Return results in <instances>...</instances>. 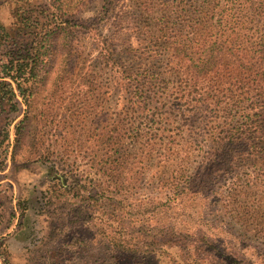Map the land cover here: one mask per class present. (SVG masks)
Listing matches in <instances>:
<instances>
[{"label":"rangeland","instance_id":"obj_1","mask_svg":"<svg viewBox=\"0 0 264 264\" xmlns=\"http://www.w3.org/2000/svg\"><path fill=\"white\" fill-rule=\"evenodd\" d=\"M102 3L0 0V64L17 41L48 36L27 105L19 97L0 104V264H264V155L218 156L213 139L228 120L217 107L183 105L172 81L133 109L98 38L125 69L148 68L138 11L112 0L102 18ZM47 12L62 23L54 34ZM120 153L125 163L116 162ZM186 178L190 191L166 206V180ZM102 186L118 195L96 198ZM101 230L175 244L169 256L116 254L98 243Z\"/></svg>","mask_w":264,"mask_h":264},{"label":"trees","instance_id":"obj_2","mask_svg":"<svg viewBox=\"0 0 264 264\" xmlns=\"http://www.w3.org/2000/svg\"><path fill=\"white\" fill-rule=\"evenodd\" d=\"M131 2L138 11L134 28L139 31L137 33L142 32L140 45L148 54V68L136 74L130 72L116 58L113 49L98 38L104 64L125 86L128 104L140 111L142 103L154 101L165 83L172 81L183 105L197 110L214 106L217 107L216 112L228 120L229 126L220 129L213 139L218 156L232 160V154L237 152L246 159L264 155V0ZM112 5V0H103L102 18L112 12ZM45 17H49L54 34L62 24L58 22L60 17L48 12ZM25 26L31 25L25 23ZM47 41L46 35L17 41L18 50H12L6 61L0 64V104L4 100L12 103L19 97L27 105L26 92L40 76ZM232 84L236 88L233 92L229 91ZM10 107L15 109V103ZM123 155L120 153L116 162L125 163ZM102 159L103 164L110 160L106 155ZM212 164L207 160L204 165ZM109 170L111 172L106 178L113 179L114 168L109 165L106 171ZM188 180L186 178L178 184L166 180V206L190 191L194 183ZM56 187L58 191L66 188L63 185ZM79 189L75 187L71 192L82 201L83 194ZM116 195L118 193L111 186H102L95 193L100 200ZM111 212L117 217L116 207ZM106 232L100 231L98 243L104 251L112 250L116 254H134L144 258L158 254L169 256L175 244L174 241L163 240L148 244L143 241L145 239L137 241L138 238L129 234ZM116 236L130 239L120 241ZM183 263L186 262L181 257L171 261V264Z\"/></svg>","mask_w":264,"mask_h":264}]
</instances>
